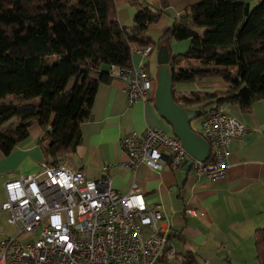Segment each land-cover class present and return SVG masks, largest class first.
<instances>
[{
	"label": "trees",
	"instance_id": "1",
	"mask_svg": "<svg viewBox=\"0 0 264 264\" xmlns=\"http://www.w3.org/2000/svg\"><path fill=\"white\" fill-rule=\"evenodd\" d=\"M158 17L144 4L128 25H120L112 0H0V153L10 152L37 125L44 158L61 162L79 143L95 89L110 79L108 66H129L132 42L152 48L145 30ZM182 17L155 39L156 47L167 45L176 103L195 104L203 116L223 101L246 108L264 97V0H196ZM170 39H188V45L171 54ZM188 59L198 65L177 67ZM210 76L227 87L191 98L172 91L176 83ZM7 95L26 103L2 101ZM253 245L256 264H264V222L254 230ZM166 252L159 264H168Z\"/></svg>",
	"mask_w": 264,
	"mask_h": 264
},
{
	"label": "crops",
	"instance_id": "2",
	"mask_svg": "<svg viewBox=\"0 0 264 264\" xmlns=\"http://www.w3.org/2000/svg\"><path fill=\"white\" fill-rule=\"evenodd\" d=\"M195 1L137 0L135 5H130L127 0H112L120 25H128L136 10L144 4L159 12L158 19L145 30V35L153 39L151 50L146 56L130 54V64L143 66L151 78L149 98L145 102L127 104L121 80L112 77L108 82L99 83L90 102L89 117L79 125V143L61 161L80 170L87 178L97 179L108 174L111 187L122 194L134 183L148 205L159 206L160 223L169 228V233L154 264L160 263L166 250L168 264H256L253 233L264 222V97L250 101L246 108L228 101L220 104L226 113L248 129L241 137L228 141V167L222 178L194 177L187 167H172L167 163L158 170L140 164L133 172L120 165L125 155L118 141L125 132L141 131L148 126L172 134L170 126L154 107L155 76L150 74L148 66L153 65L155 75V39L160 37L163 28L173 22H183L184 10ZM196 30L201 32V29ZM168 43L169 52L176 54L184 51L188 39H170ZM187 63L198 65L196 60L188 59L182 60L177 67H185ZM176 84L178 86L173 85L172 91L185 98H191L193 92L227 87L217 76ZM177 104L185 109L199 110L192 103L178 101ZM201 117L189 121L190 128L197 133ZM41 132L33 125L10 152L0 153L3 181L37 170L38 162L44 158L37 145ZM103 166L106 169H102ZM187 206L194 208L196 214H185L183 210ZM168 249L174 252L173 256L168 255Z\"/></svg>",
	"mask_w": 264,
	"mask_h": 264
},
{
	"label": "built area",
	"instance_id": "3",
	"mask_svg": "<svg viewBox=\"0 0 264 264\" xmlns=\"http://www.w3.org/2000/svg\"><path fill=\"white\" fill-rule=\"evenodd\" d=\"M150 50L151 45L129 44L130 54L146 56ZM107 73L123 82L127 104L148 100L152 83L143 66L109 65ZM247 131L220 105L212 106L199 125L210 147L207 159L192 158L176 137L146 126L120 136V165L133 172L140 164L158 170L167 163L186 166L194 177L222 178L228 141ZM110 183L108 174L87 178L64 161L52 165L45 158L35 172L6 180L0 212L15 231L0 238V264H154L169 233L159 206L148 205L134 183L124 194ZM183 211L196 214L190 206Z\"/></svg>",
	"mask_w": 264,
	"mask_h": 264
},
{
	"label": "water",
	"instance_id": "4",
	"mask_svg": "<svg viewBox=\"0 0 264 264\" xmlns=\"http://www.w3.org/2000/svg\"><path fill=\"white\" fill-rule=\"evenodd\" d=\"M168 59L167 45L159 44L155 51L157 69L153 96L154 107L157 114L170 126L171 135L179 140L185 152L194 159L205 160L209 156V144L189 126V121L199 116V110L185 109L173 101L171 97L172 72L168 67Z\"/></svg>",
	"mask_w": 264,
	"mask_h": 264
},
{
	"label": "rangeland",
	"instance_id": "5",
	"mask_svg": "<svg viewBox=\"0 0 264 264\" xmlns=\"http://www.w3.org/2000/svg\"><path fill=\"white\" fill-rule=\"evenodd\" d=\"M148 70L150 71V74L151 75H153V76H155L153 73H154V67H153V65L152 64H149V66H148ZM232 71H233V69H232ZM187 82H183V84H186ZM154 84H155V80H154ZM176 86H178V84H175ZM154 86V85H153ZM175 86V87H176ZM153 90H154V87L152 88ZM2 101H4V102H7V101H11V102H16L19 106H22L24 103H26V102H23V101H19V100H17V98L15 97V96H13V95H7V96H5L4 98H2L1 99ZM32 101V100H31ZM31 101H29V102H31ZM17 122V120H14V119H11L10 120V123H16ZM5 126V125H4ZM167 134H170L171 135V133H167ZM3 178L0 176V199H1V196H2V185H3V183L6 181H3L2 180ZM8 180V179H7ZM3 181V182H2ZM5 215H7L6 213H4V214H1L0 215V230H1V233H0V238H3L4 236H6V235H10V234H13L14 233V231H15V229H14V226H12V225H10V224H7L6 222H5Z\"/></svg>",
	"mask_w": 264,
	"mask_h": 264
}]
</instances>
